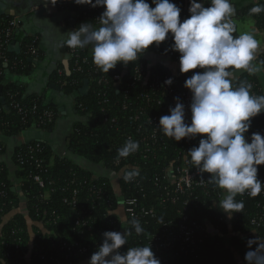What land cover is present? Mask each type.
<instances>
[{
	"label": "trees",
	"instance_id": "trees-1",
	"mask_svg": "<svg viewBox=\"0 0 264 264\" xmlns=\"http://www.w3.org/2000/svg\"><path fill=\"white\" fill-rule=\"evenodd\" d=\"M57 2L60 3L58 8L68 13L67 21L71 27L76 29L83 23L99 27L98 19L104 11L103 6L76 5L74 0ZM146 2L152 3L151 0ZM170 2L180 7L184 12L182 15H188L189 2ZM258 3L264 5V1ZM203 6H209L208 0H203ZM253 6L254 4L245 7L244 13L249 15V9ZM250 17L258 28L264 30V12ZM11 18L4 17L0 20V25L4 21L6 24ZM234 36H238L237 29ZM170 40L169 34L168 39L157 45L158 48L154 43L143 53L148 50H167ZM31 45L32 37H25L21 41L19 53L9 52L8 45L0 49V54L6 59L0 60V156L5 154V138L16 137L32 126L40 130H50L58 116L57 108L44 102L41 96L27 93L25 86L16 80H7L6 75L23 76L30 71V56L27 51ZM34 45L38 47L37 42ZM77 49L81 56L88 58L89 63L81 64L83 69L78 71L74 59L71 58L68 73L62 71L60 76L55 73L54 78L62 93L72 100L79 114V119L75 118L67 138L66 149L69 154L54 155L46 142L31 139L15 147L12 168L3 160L0 161V191H4V195L0 196V264H89L91 255L103 243L104 232L131 233L127 236V244L117 250L124 254L129 247L147 246L151 237L160 233L165 223L176 224L183 215L187 216V223L195 228L194 242H175L173 247L153 252L160 264H246L245 253L257 247V244L251 248L246 246L247 235L250 233L264 240L262 191L256 196L248 193L237 194L235 200L243 201L244 207L240 212L231 213L230 217L218 206L225 190L210 182L206 187L193 188L183 197L189 200L185 210L183 199L177 203H171L168 199L159 205L162 188L155 186L153 179L160 176L166 165L178 157L184 138L174 141L162 133L164 145L154 149L146 157L141 150L131 153L128 156L129 166L120 172V166L112 165V160L118 157L115 145L116 129L112 123L103 122V118L107 115L122 116L123 99L111 85L110 76L121 72L124 64L118 62L114 69L105 73L94 66L91 49ZM63 50L68 53L70 48L63 45ZM39 55L38 49L37 57ZM137 60L139 58L135 61ZM258 61H264V53L258 57ZM156 71L169 74L171 79L175 77V73L160 64H157ZM202 71L204 69L190 70L185 73V77L189 78L193 73ZM102 76L107 77L109 84L98 83ZM85 80L88 81V90L81 94L80 89ZM243 81L252 85V94L264 95V90L259 89L264 86L257 75L244 72L234 79L233 85L239 86ZM106 99H110L109 103L104 102ZM115 101L114 105L112 102ZM15 103L24 109H31L34 105H37L39 111L47 108L54 113L55 120L43 125L38 123L37 114L30 113L23 119L17 113ZM169 114L168 111L163 116ZM253 133L264 137V113L251 118L250 128L244 134L246 142H251ZM35 144L43 146V150L30 154L28 146ZM198 145L193 144L191 148ZM76 156L85 163L76 160ZM35 159H42L47 165L40 168L35 164ZM257 168V178L263 182L264 164ZM133 169L139 172L134 177L135 181L125 180L127 172ZM36 174L43 178L44 186H39L33 180ZM210 175L208 173V180ZM50 189L53 191L49 198H43L44 192ZM74 190L78 191V204L72 209L65 200L72 197ZM128 196H136L141 205L153 207L157 212V217L140 222L144 231L139 235L135 233L131 220L121 209L123 200ZM252 217H262L255 231L250 223ZM78 220L79 224L76 223ZM82 248H86V251L81 252ZM114 254L111 253L106 259Z\"/></svg>",
	"mask_w": 264,
	"mask_h": 264
},
{
	"label": "clouds",
	"instance_id": "clouds-1",
	"mask_svg": "<svg viewBox=\"0 0 264 264\" xmlns=\"http://www.w3.org/2000/svg\"><path fill=\"white\" fill-rule=\"evenodd\" d=\"M151 2L154 7L146 0H74L76 5L103 6L104 11L98 19L99 27L83 23L67 33L64 44L70 49L91 45L94 64L107 73L118 62L135 61L138 54L154 43L159 45L170 34V48L180 54L179 71L204 69L184 82L191 92L190 124L184 119L185 106L176 98L175 107L169 109V115L160 117L157 129L174 141L201 135L198 147L189 149L185 160L190 157L200 172L211 174L208 182L225 190L218 206L230 217L244 207L243 201L235 200L237 194L256 196L264 188L257 178V166L264 164V137L253 133L251 142H246L244 136L251 118L264 113V95L252 94V85L247 81L233 85L236 70L250 75L264 71V61L252 63L264 46L255 38L254 29L233 35L237 10L231 0H208V7L189 0L190 16L182 22L180 7L170 0ZM51 3L54 5L56 0ZM262 12L264 5L255 2L248 14ZM171 83V78L165 81L166 85ZM138 149L139 142L129 138L117 150L118 156L127 157ZM137 175L138 170L133 169L124 178L130 181ZM131 224L137 235L144 231L138 220L133 219ZM130 234L104 232L103 243L91 255L89 264H160L150 245L129 247L120 254L117 250L127 244ZM247 243L249 248L253 243L257 247L245 253L246 264H264V240L257 237ZM111 253L115 254L106 259Z\"/></svg>",
	"mask_w": 264,
	"mask_h": 264
},
{
	"label": "built area",
	"instance_id": "built-area-1",
	"mask_svg": "<svg viewBox=\"0 0 264 264\" xmlns=\"http://www.w3.org/2000/svg\"><path fill=\"white\" fill-rule=\"evenodd\" d=\"M185 2L188 3L189 0H185ZM197 2L203 4V0H197ZM149 5L153 4L149 3ZM58 6H60V3H58ZM182 13L184 12H180L181 22L190 16L189 12L187 13L188 15H182ZM19 26L20 19L16 17L9 19L6 24L5 21L1 23L0 49H4L9 44V41L16 34ZM35 42H37L36 37H32V45L28 48L27 52L30 56L37 57L38 47L34 45ZM169 43H173L172 39ZM146 52H156L157 54L162 53L171 62H175V65L173 66L163 65L170 69L173 74L175 73L172 83L170 85L165 84V81L169 79L170 76L167 73L157 72V64L150 65L144 58H139V60L133 62L126 67V69L121 72H115L110 76L111 85L113 88H116V92L123 99L121 103L122 116L107 115L103 118V122L112 123L116 129L115 145L117 149H120L125 144L126 140L131 138L133 141L139 142V149L136 152L141 150L144 157L154 149H159L160 146L165 144L162 132L157 129L159 119L168 112L170 108L175 107V104L177 103L176 98H179V102L185 106V122L189 124L191 122V112L189 108L191 103V92L184 87V82L187 77H185V73L177 71L180 67V54L171 50L170 46L167 50L162 49L158 52L156 50H148ZM67 54L70 59H74V65L78 71H82L83 69L81 64L89 63L88 58L86 56H81L78 49H70ZM0 60L6 61L3 54H0ZM94 66L97 67L95 64ZM101 82L109 84V80L105 76L98 79V83ZM259 89L264 90V87L260 86ZM109 101L110 99L104 100L106 103H109ZM112 103L115 105L116 101ZM15 107L17 113L21 114L23 119L26 118L27 113H30L37 114L38 123L43 125L55 120L54 113L47 108L39 111L37 105H34L31 109H24L18 103H15ZM79 107L82 106L79 105ZM81 109H84V107ZM201 138L200 134H197L195 138H184L185 141L181 146V152L178 157L166 165L164 172L160 176L157 175L154 177V185L162 188V200L159 201V205H162L168 199H170L171 203H177L183 199L185 195L189 194L193 188L206 187L208 185V173L200 172L194 167L191 163L190 157L187 161L185 160V156L187 155L186 152L193 144H199ZM42 150L43 146L40 144L28 146L30 154L34 152L40 153ZM175 162H177V164H175ZM20 163L23 162L20 161ZM35 164L40 168L47 165L42 159H35ZM49 165H51V161L49 162ZM112 165L120 166L121 172V170L129 166L128 156L123 158L118 156L114 158V160H112ZM134 179L135 178L130 181H135ZM33 180L39 186H44L45 184L43 178L39 174L34 175ZM262 181V183H264V177ZM52 191L53 190L50 189L44 192L43 198H49ZM94 192L100 193L101 191ZM77 194L78 191L74 190L72 197L69 200H65L72 209H75L78 204ZM262 194L264 195V188L262 189ZM3 195L4 191L2 190L0 191V196ZM188 203V199H183L184 210ZM121 209L124 215L131 221L136 219L141 222L148 218L157 217L156 210L153 207L141 205L136 196L126 197L123 200ZM187 219V216L183 215L178 219V223L176 224L165 223L161 232L153 235L150 241H148V245H150L152 251L157 253L166 250L173 247L175 242H179V244L193 243L195 228L187 223ZM261 219L262 217L251 218L250 223L252 224L254 231L257 230V226L260 224ZM76 223L79 224V220ZM256 238L257 236L249 233L246 237V246L248 247L247 242L249 240H255ZM255 244L256 243H253L251 247ZM80 251L84 252L86 251V248H82Z\"/></svg>",
	"mask_w": 264,
	"mask_h": 264
},
{
	"label": "crops",
	"instance_id": "crops-1",
	"mask_svg": "<svg viewBox=\"0 0 264 264\" xmlns=\"http://www.w3.org/2000/svg\"><path fill=\"white\" fill-rule=\"evenodd\" d=\"M57 1L53 5L51 0H0V20L6 16L20 19V26L17 29L15 38L7 46L8 51L19 53L21 41L25 37H36L38 49L40 50L39 57L29 55L28 60L31 63V68L26 75H6L7 80L20 82L25 86L27 93L41 96L44 102L56 107L58 110V116L52 129L40 130L32 126L16 137L4 139L6 150L5 154L0 156V161L3 160L9 168H12V155L15 147L31 139H41L46 142L54 151V155L64 156L69 154L66 149L67 138L71 133L75 118L79 119V114L75 112L76 109L72 100L62 93L54 78L55 73L60 76L62 71L66 73L69 71L70 58L67 52L63 50V45H65L64 40L67 33L74 31L75 28L68 24V13L58 8ZM258 1L264 0H231L232 5L237 10L236 16L233 17V22L238 35L254 29L255 38L264 46V30L258 28L256 22L244 13L245 7ZM86 47L92 50L91 45ZM156 47L158 48L157 45ZM263 53L264 47L257 53L256 60L252 63H259L258 57ZM137 58H144L150 65H175L174 61L171 62L162 53L145 52L139 54ZM129 65V62L124 64L123 70ZM244 72L246 71H234V79ZM255 75L260 78L264 86V71ZM75 159L85 163L78 156Z\"/></svg>",
	"mask_w": 264,
	"mask_h": 264
},
{
	"label": "water",
	"instance_id": "water-1",
	"mask_svg": "<svg viewBox=\"0 0 264 264\" xmlns=\"http://www.w3.org/2000/svg\"><path fill=\"white\" fill-rule=\"evenodd\" d=\"M87 83H88V81L85 80L83 87L80 89V93H81V94H85V93H86V90H87ZM56 88L58 89V87H56ZM75 112H76V110H75Z\"/></svg>",
	"mask_w": 264,
	"mask_h": 264
}]
</instances>
